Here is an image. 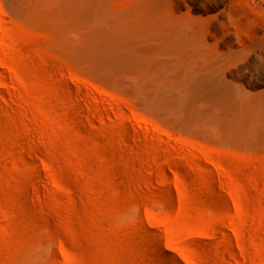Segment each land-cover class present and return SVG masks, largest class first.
<instances>
[{"label": "rangeland", "instance_id": "374dc122", "mask_svg": "<svg viewBox=\"0 0 264 264\" xmlns=\"http://www.w3.org/2000/svg\"><path fill=\"white\" fill-rule=\"evenodd\" d=\"M153 1L0 0V264H264V65Z\"/></svg>", "mask_w": 264, "mask_h": 264}, {"label": "bare ground", "instance_id": "6f19581e", "mask_svg": "<svg viewBox=\"0 0 264 264\" xmlns=\"http://www.w3.org/2000/svg\"><path fill=\"white\" fill-rule=\"evenodd\" d=\"M167 1L174 5L171 0L153 1L154 24L159 21L160 16L166 15ZM189 1L193 5L192 10H197L194 6L197 0ZM201 3L204 5L203 12H216L215 16L205 22L192 19L191 14L190 17L179 20L177 25L181 40L183 38L190 44H199V40L204 39L206 53L210 56L223 57L224 61L232 63L236 68L244 67L250 72L259 71L264 65V0H202ZM206 33L211 35L213 44L207 43ZM155 54L157 57L158 53ZM254 60H258L261 66L252 65Z\"/></svg>", "mask_w": 264, "mask_h": 264}]
</instances>
